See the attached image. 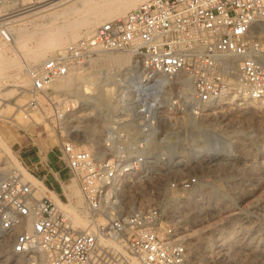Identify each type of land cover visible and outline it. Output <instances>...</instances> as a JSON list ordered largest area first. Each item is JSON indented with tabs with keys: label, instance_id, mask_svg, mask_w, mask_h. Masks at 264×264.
I'll return each mask as SVG.
<instances>
[{
	"label": "built area",
	"instance_id": "obj_1",
	"mask_svg": "<svg viewBox=\"0 0 264 264\" xmlns=\"http://www.w3.org/2000/svg\"><path fill=\"white\" fill-rule=\"evenodd\" d=\"M260 24L264 0H147L29 67L23 110L39 108L42 97L57 112L53 81L85 57L131 50L135 59L134 67L123 73L114 107L103 116L108 125L101 132L113 145L111 155L98 158L71 140L60 145V158L82 196L85 226H75L45 192L37 196V186L13 168L0 180V235L9 240L10 252L27 264H130L129 257L140 264H184L185 241L163 219L159 204L126 208L122 186L139 184L149 175L147 147L160 134L163 113L172 120L195 115L227 90L232 79L249 98L264 97ZM185 82L191 88L187 94ZM46 168L52 173V167ZM128 175L138 180L126 181ZM197 183L196 174L169 181L181 190ZM61 195L70 201L64 188Z\"/></svg>",
	"mask_w": 264,
	"mask_h": 264
},
{
	"label": "rangeland",
	"instance_id": "obj_2",
	"mask_svg": "<svg viewBox=\"0 0 264 264\" xmlns=\"http://www.w3.org/2000/svg\"><path fill=\"white\" fill-rule=\"evenodd\" d=\"M14 2L16 4H12ZM17 2L10 1L6 11L20 7ZM54 23L60 25L61 18L55 19ZM259 27L264 30V25L260 24ZM31 29V26H27L24 32ZM67 29L66 33L70 32L71 28ZM84 29L80 27L79 35L67 36L60 47L45 51L38 60H30L29 51L17 53L16 64L11 63L1 72L14 75L2 81V97L6 96L3 98L19 106L11 108L8 102L6 105V101L1 104L6 111L5 116H0V168L7 174L13 168L20 167L25 177L37 186L38 195H43L46 187L41 189L40 186L44 184L40 177L29 170L26 151L34 157L33 161L37 160L38 165H42L44 172L41 175L45 178L51 173L47 168L43 169L45 164L50 167L57 165L59 169L68 171L60 158L62 141L71 140L79 146L87 145L85 148L94 153L97 149L104 150L103 158H108L113 149L112 143L102 136L103 125H98L99 115L96 111L99 110V114L105 116V111L114 107V92L118 91L123 73L133 68L134 62L124 65L104 64L96 56L125 51H96L88 55L82 63L69 69L74 78L71 86L59 87L55 80L56 86L52 83V87L55 90L53 98L60 106L57 112L42 97H39L40 107L29 110L31 118L24 116L22 110L29 96L26 89L18 92L21 89L20 82L15 80L26 76L29 67L62 53L68 42L89 33ZM10 36L12 34L7 31L0 32V51L11 45ZM26 44L33 46L34 43L28 40ZM130 59L134 57L130 56ZM14 73H18L19 77ZM109 87L112 89L108 90ZM13 88L15 92L11 93L10 89ZM89 90L90 93L85 94ZM99 91L102 93H97ZM189 91L183 90L186 94ZM84 102L93 105L95 113L85 114L88 110ZM163 114L164 121L158 130L160 134L147 147L151 160L149 175L143 177L139 184L122 186L126 208L157 202L163 219L173 223L185 241L187 258L184 264H264V97L253 100L241 94V89L232 79L230 87L216 100L204 105L197 114H184L177 120H172L169 114ZM86 117H95L97 125L87 127ZM75 124L82 133L86 131V135H91L92 139L84 137V144H81L76 138L66 135V130ZM183 174H196V186L190 190L170 187L169 181ZM137 178L128 175L124 179L134 181ZM72 180L68 172L60 182L61 188H67ZM73 182L76 183L75 180ZM60 200L65 203L62 195ZM0 264H27L24 258L10 252L9 240L1 235Z\"/></svg>",
	"mask_w": 264,
	"mask_h": 264
},
{
	"label": "bare ground",
	"instance_id": "obj_3",
	"mask_svg": "<svg viewBox=\"0 0 264 264\" xmlns=\"http://www.w3.org/2000/svg\"><path fill=\"white\" fill-rule=\"evenodd\" d=\"M10 1L12 2L13 0H5V2L0 4V32L1 31L2 32L7 31V33L8 32L10 33V35L12 34V36H10V38H9L11 45L7 46V44H4V46L5 45L7 46V47H3L6 50L0 51V87L3 84L2 83L3 80L6 81L8 79V77L14 76L12 74L11 75L10 74H4V73L2 74L1 72L7 66L11 65V63H15L14 61H15V58H17V55H18L17 53L22 54L23 52L27 53L29 51L30 52V55H29L30 60H33V61L38 60V59H40L42 54H44L45 51H51L55 48L60 47L64 43V40L65 39L67 40V36L68 37H70V36L75 37L78 34V30L80 29V27H84L87 32H91L98 23H100L101 21H104L103 19H107V18L109 19V18H113V17L122 16L126 13V11L138 6L139 4H141L143 2H146L147 0H34V1L33 0H18L19 3L17 2V4H20L21 5L20 7L17 6L18 8L14 9V10L12 9V11H6V9L9 6ZM14 1H16V0H14ZM31 2H34V3L27 4V3H31ZM12 4H16V2H14ZM24 4H26V5H24ZM71 16L73 17L72 20L69 19V18H72ZM57 18L58 19L61 18V20H62V23L58 26L55 23H54L55 25H53L54 20ZM27 26H29V27L31 26L32 29L30 31L25 30L27 32H24V29L25 28L27 29ZM68 27L71 28V30H70V32H67V33H69L67 35L66 29ZM21 30H23V33L21 32ZM67 31H68V29H67ZM63 36H64V38H63ZM28 40H31L34 43L33 46L32 45L27 46L26 42ZM125 52L126 53H116L115 52L116 54H114V53L113 54L112 53L111 54H101V55L96 56V59L101 60L102 62H104V64L107 63V64L124 65V64H128V63H132V61L134 62L135 61L134 59L133 60L130 59V56H132V51L129 50V51H125ZM18 67H20V66H18ZM81 68H83V67H81ZM69 72L70 71H68V73L66 75H64V77L61 76V77L55 79V80H57V83H58V84H56V83L55 84L58 85L59 87L69 86L74 80V78L71 77L72 71H71V73H69ZM76 73H75V75H76ZM17 74H15V75L17 76ZM77 74H79V73H77ZM81 76H80V78H81ZM17 77H19V76H17ZM26 77L27 76L19 77V78H17V80H15V81L20 82L18 84H20L19 86L21 87V89L18 92L24 91L26 89V85H28V83H29L28 78H26ZM85 78H87V77H85ZM75 80H76V78H75ZM54 81H53V84H54ZM84 82H85V80H84ZM93 85H95V84H93ZM111 87H109L108 90L112 89ZM238 88L241 89V94L244 95L245 90L241 86H238ZM185 89L190 90L189 93L191 92V88H190L188 82H185L184 90ZM0 90H1V88H0ZM13 91L15 92V88L10 89L11 93ZM16 91H17V88H16ZM90 91L91 90H89L88 92H85V94L90 93ZM117 92L118 91L116 90L114 92V94H116ZM97 93L101 94L102 92L99 91ZM184 93H186V92H184ZM2 95H4V93L0 92V116H2V115L5 116L4 111H6V109L4 108L5 109L4 110L3 106L1 105V104H3L4 101H6V105L9 103V106H11V108L14 105H16V106H19V105L13 104V103L11 104L8 99L3 98L6 96L2 97ZM82 95H83V93H82ZM90 97H92V96L90 95ZM106 97H107V95H106ZM83 104L85 105L84 106L85 109L88 110L85 112V114L90 115V113H92V112L95 113V111L93 109V107H94L93 105H91L89 103L87 104V102L86 103L84 102ZM22 110H23V107H22ZM96 112H98V115H99L98 125H99V123H102L103 126L108 125L105 118L99 114V110H97ZM24 116H29L31 118L29 112L24 111ZM88 117H90V116H88ZM88 117L85 118L86 124H87L86 126L87 127L96 126L97 123H96L95 117L94 118H92V117L88 118ZM115 118L118 119V117H115ZM11 119H12V117H11ZM65 133L69 137L71 136L73 138H76V141L78 140V142H81V144H84V143H82V140L84 139V137L89 138V139L92 137L91 135H86L85 134L86 131L82 133L80 131V128L76 124L73 127H71V129L66 130ZM83 146H81V147L85 148V146H87V145H83ZM96 148H98V147H96ZM95 151H96L95 152L96 156L98 158L103 157L104 150L100 151L99 149H97ZM15 168H17V167H15ZM17 169L19 170L20 167ZM21 172H23V171H21ZM4 175H5V172L2 171V168H0V180L2 179V177ZM31 180H33V179H31ZM73 181L74 180L70 181V183H68V181H67L69 186H67L68 189L64 188V191H65V194L67 195V197L69 198V200L73 197H74V200H71L68 203H66V202L64 203L54 193H52L53 196L51 198H53L55 200V202L60 207L63 206V208L66 210V212H68L69 215L71 216V219H72L73 224L75 226L83 227V226H85V224L87 222L86 218L84 217V215L82 213L83 200H82V196L79 192V189H78L76 183H74ZM40 185H42V184H40ZM40 188L41 189L45 188V186L42 185V186H40ZM65 189H67V190H65ZM36 195L41 196L40 194L39 195L36 194ZM130 264H140V263L134 257H131L130 258Z\"/></svg>",
	"mask_w": 264,
	"mask_h": 264
},
{
	"label": "crops",
	"instance_id": "obj_4",
	"mask_svg": "<svg viewBox=\"0 0 264 264\" xmlns=\"http://www.w3.org/2000/svg\"><path fill=\"white\" fill-rule=\"evenodd\" d=\"M26 156L29 158L27 161V164L30 163V165H28L29 170L34 173L35 175L40 177V180H43L44 185L47 187L45 194L47 196H49L50 198L52 197V193H54L57 197H59V199L61 198V184L60 182L62 181L63 178L66 177V174L68 173V171H64L62 169H59V167L57 165H52V173H48L49 175L46 176L45 178L42 172V165H38V161L37 160H32L34 159V157L32 155L29 154V152L26 151ZM23 157L25 158V155H23ZM25 163V162H24ZM26 164V163H25ZM51 174V175H50ZM55 176V179H54ZM53 187L52 190H50L49 188ZM52 191V192H51Z\"/></svg>",
	"mask_w": 264,
	"mask_h": 264
}]
</instances>
